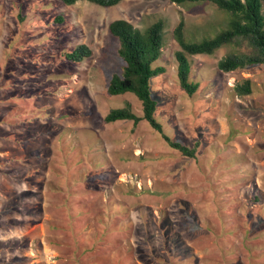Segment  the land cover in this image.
<instances>
[{"label":"rangeland","instance_id":"obj_1","mask_svg":"<svg viewBox=\"0 0 264 264\" xmlns=\"http://www.w3.org/2000/svg\"><path fill=\"white\" fill-rule=\"evenodd\" d=\"M227 18L209 3L0 0V264H264V64L220 71L248 51L235 43L191 58L194 96L178 80L179 23L202 41ZM116 20L165 23L156 117L196 158L145 121H105L127 104L143 115L108 94L125 66ZM82 45L90 58H65Z\"/></svg>","mask_w":264,"mask_h":264},{"label":"trees","instance_id":"obj_2","mask_svg":"<svg viewBox=\"0 0 264 264\" xmlns=\"http://www.w3.org/2000/svg\"><path fill=\"white\" fill-rule=\"evenodd\" d=\"M64 6H73L81 1H87L101 7L109 8L119 5L123 0H50ZM178 5L209 3L227 14V26L214 37L204 40H191L185 34V23L181 21L174 30V36L180 50L176 52L178 80L182 89L190 97L200 89L201 83L192 80V60L198 55H215L220 49L228 46L246 44L247 52L223 58L218 63V69L225 73L264 64V0H171ZM56 24H63L64 17H58ZM164 22L159 21L145 30L136 28L126 20H116L109 26L110 34L119 41V56L125 63L121 74H114L108 94L111 96L134 95L142 105L143 115H138L127 104L123 108L113 109L105 117L107 123L131 121L135 125L145 121L158 131L169 145L184 156L196 158V148H190L179 142H174L167 136L162 123L156 117L159 103L154 99L152 83L166 74L167 67L158 65L165 47ZM92 51L82 45L65 58L74 63H80L90 58ZM239 97L254 93L253 83L246 79L235 87ZM259 200V198H255Z\"/></svg>","mask_w":264,"mask_h":264}]
</instances>
